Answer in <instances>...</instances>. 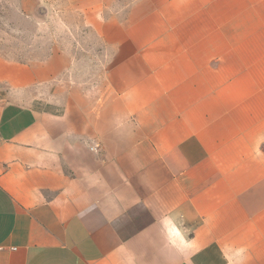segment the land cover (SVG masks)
<instances>
[{"label": "crops", "instance_id": "1", "mask_svg": "<svg viewBox=\"0 0 264 264\" xmlns=\"http://www.w3.org/2000/svg\"><path fill=\"white\" fill-rule=\"evenodd\" d=\"M60 3L103 60L0 53V264H264V0H0Z\"/></svg>", "mask_w": 264, "mask_h": 264}, {"label": "rangeland", "instance_id": "2", "mask_svg": "<svg viewBox=\"0 0 264 264\" xmlns=\"http://www.w3.org/2000/svg\"><path fill=\"white\" fill-rule=\"evenodd\" d=\"M14 7L16 6L0 5L1 54L17 59H27L42 56L50 47L57 44H66L79 61L99 63L103 60L100 50L92 47L95 43L80 35L79 31H74L80 26L72 14H68L71 10L66 5L61 3L53 5L50 8L52 17L48 24L42 27L36 20L29 21L23 14L15 12ZM44 7L47 8V6L41 8L45 9ZM35 15L39 20L38 10L35 11ZM68 16H70L68 21L60 22V18ZM82 72H89V67L86 66Z\"/></svg>", "mask_w": 264, "mask_h": 264}]
</instances>
